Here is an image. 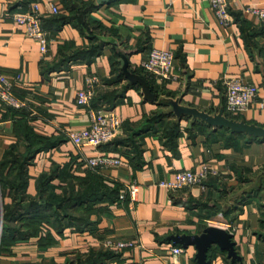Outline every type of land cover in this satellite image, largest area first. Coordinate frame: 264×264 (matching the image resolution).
I'll use <instances>...</instances> for the list:
<instances>
[{
  "label": "crops",
  "instance_id": "obj_1",
  "mask_svg": "<svg viewBox=\"0 0 264 264\" xmlns=\"http://www.w3.org/2000/svg\"><path fill=\"white\" fill-rule=\"evenodd\" d=\"M35 3L50 37L46 54L13 19ZM249 4L264 8V0H232V19L224 25L208 0H0V70L17 78L15 94L34 111L31 115L0 101V164L10 150L21 156L36 150L24 175L12 171L15 182L35 197L45 174L53 192L66 196L84 191L86 158L121 160L119 166L92 171L101 182L119 185L118 200L70 205L69 217L60 223L41 222L38 233L0 251V264H75L78 256L107 250L111 256L92 264H170L174 258L179 264H198L195 246H183L171 236L198 234L210 225L232 234L239 255L232 259L213 244L207 253L210 264H264V138L212 126L175 109L223 111L264 126V18L244 12ZM151 48L175 55L176 78L157 84L156 100L146 98L139 84L118 77L122 54L131 71L142 73ZM89 76L103 86L89 106H79L76 94ZM225 76L256 89L248 109L235 114L226 109ZM111 108L123 120L116 137L132 139L135 149L120 141L77 147L68 139L67 130L89 126L91 109ZM159 114L164 115L157 120ZM22 123L48 143L30 148ZM202 165L216 171L202 183L180 191L161 185L173 181L177 171ZM131 182L140 187L133 207L127 193ZM11 201L0 184L1 216L3 204ZM56 208L53 204L38 213L51 216ZM107 238L133 245L115 250L104 245ZM174 245L183 248L176 257L170 251Z\"/></svg>",
  "mask_w": 264,
  "mask_h": 264
},
{
  "label": "built area",
  "instance_id": "obj_2",
  "mask_svg": "<svg viewBox=\"0 0 264 264\" xmlns=\"http://www.w3.org/2000/svg\"><path fill=\"white\" fill-rule=\"evenodd\" d=\"M219 22L226 25L232 19L230 5L232 0H208ZM54 12H58V8L54 7ZM244 12L253 13L258 18H264V8L254 5H246L242 8ZM13 19L18 24L25 26L26 35L40 44V50L46 54L48 43L50 40L48 32L41 25V18L37 3L32 4L27 11H18L13 14ZM175 55L172 50H164L159 48H151L146 59L142 62V68L147 73L149 78L156 83H162L167 80L176 78L173 74ZM17 78L12 79L7 77L0 70V101L9 108L15 110H28L29 114L34 111L30 108L29 103L19 98L15 92ZM222 84L225 87L226 109L235 114L248 109L256 98V89L244 83L241 78L225 76L222 79ZM103 83L96 76H89L86 79L84 87L79 89L76 94V104L79 106H89L92 98L98 89L102 88ZM123 120L115 109H91L90 124L87 127L66 131V136L77 147L86 145L99 148L103 143H106L115 138L122 128ZM85 163L88 168L94 170L96 168H108L119 166L120 158L109 155H98L96 157L86 158ZM216 173L215 170L208 165H202L199 170L184 169L175 173L173 181L161 182V185L166 186L173 191H180L191 187L194 184L202 183L210 174ZM139 185L136 182H131L127 186L131 206L138 200ZM104 245L115 250L131 247L133 242L130 240L107 238ZM170 251L174 257L183 251L180 246H172ZM170 264H179L174 258Z\"/></svg>",
  "mask_w": 264,
  "mask_h": 264
},
{
  "label": "trees",
  "instance_id": "obj_3",
  "mask_svg": "<svg viewBox=\"0 0 264 264\" xmlns=\"http://www.w3.org/2000/svg\"><path fill=\"white\" fill-rule=\"evenodd\" d=\"M135 72V71H133ZM118 77H123V73L120 71ZM142 77H144L150 85V88L154 92H160L158 88V83L151 80L147 73L143 71L138 72ZM25 110V109H24ZM23 111V110H21ZM164 114H159L156 118L161 119ZM20 128L23 129V137L28 146L34 147L35 145L47 144L45 140H41L36 136L29 133L26 129L25 124H20ZM26 132V133H25ZM115 137L112 140L103 143L100 147L107 144H116L117 141L128 143L135 149L136 142L132 139H120ZM36 150H30L26 156H21L15 151L10 150L7 153L6 160L0 164V184L2 189L7 188L12 196L11 203L3 204V213L0 215V251H3L6 246L10 243L15 242L19 239H24L30 235L38 233L41 222L49 223H60L64 218L69 217L67 209L70 205L76 204V202H86L87 204H94L97 201L104 199L116 201L119 198V185L114 184L109 186L95 175L93 170L88 168L84 172V176L81 178V186L84 188L83 192H74L73 190L66 196H60L55 194L50 186V179L47 175H43L40 179V185L38 194L35 197H30L25 193L22 185L15 182V175H24V169L26 165L33 159ZM15 175L12 171H15ZM95 170V169H94ZM67 188V187H66ZM65 188V189H66ZM80 193V196L78 195ZM57 208L53 215L39 214L38 212H47L48 208L51 209L52 205ZM2 217V218H1ZM70 217L71 214H70ZM2 220V221H1ZM77 221V219L75 220ZM49 234V231L47 232ZM101 256L107 258L111 256L110 251L96 252L91 251L85 259L76 257L75 264H92L97 260H100Z\"/></svg>",
  "mask_w": 264,
  "mask_h": 264
},
{
  "label": "water",
  "instance_id": "obj_4",
  "mask_svg": "<svg viewBox=\"0 0 264 264\" xmlns=\"http://www.w3.org/2000/svg\"><path fill=\"white\" fill-rule=\"evenodd\" d=\"M122 58V73L125 78L128 79L131 84H139L146 98L156 100L157 93L152 91L147 80L137 72H133L129 69V63L125 54H122ZM175 109L198 117L212 126L225 127L232 132L264 138V126L228 117L223 114V111L210 114L196 108L175 107ZM171 237L175 242L183 246L194 245L198 264H210L209 260H207V253L213 244L226 250L228 256L232 259L239 257L235 250V242L232 240V234L220 226L210 225L198 234H175Z\"/></svg>",
  "mask_w": 264,
  "mask_h": 264
}]
</instances>
